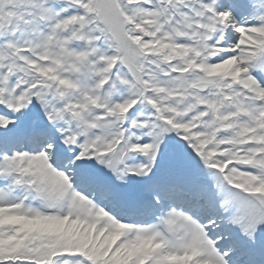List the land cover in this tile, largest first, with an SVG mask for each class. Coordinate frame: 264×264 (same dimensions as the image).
Masks as SVG:
<instances>
[{
	"label": "snow or ice",
	"instance_id": "1",
	"mask_svg": "<svg viewBox=\"0 0 264 264\" xmlns=\"http://www.w3.org/2000/svg\"><path fill=\"white\" fill-rule=\"evenodd\" d=\"M0 264H264V0H0Z\"/></svg>",
	"mask_w": 264,
	"mask_h": 264
}]
</instances>
